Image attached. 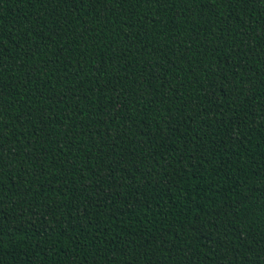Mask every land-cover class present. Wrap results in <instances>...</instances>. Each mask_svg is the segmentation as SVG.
I'll return each mask as SVG.
<instances>
[{
    "label": "trees",
    "instance_id": "obj_1",
    "mask_svg": "<svg viewBox=\"0 0 264 264\" xmlns=\"http://www.w3.org/2000/svg\"><path fill=\"white\" fill-rule=\"evenodd\" d=\"M0 264H264V0H0Z\"/></svg>",
    "mask_w": 264,
    "mask_h": 264
}]
</instances>
